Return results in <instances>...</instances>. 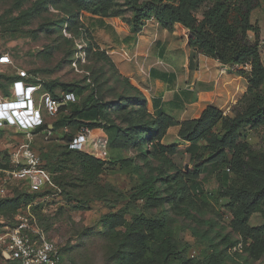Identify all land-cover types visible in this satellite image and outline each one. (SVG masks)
<instances>
[{
  "label": "rangeland",
  "instance_id": "374dc122",
  "mask_svg": "<svg viewBox=\"0 0 264 264\" xmlns=\"http://www.w3.org/2000/svg\"><path fill=\"white\" fill-rule=\"evenodd\" d=\"M204 9L201 8L199 16ZM110 13L102 16L99 12L79 11L72 0H0V56L6 53L11 58L9 64L0 63V101L15 99L14 81L18 73L25 70L31 75V81L40 86L41 95L62 97L68 93L63 88L66 84L85 88L64 104L66 109L61 110L64 106L61 105L55 115H46V124L50 127L76 106L97 100L109 103L106 115L91 129L89 140L81 150L83 154L70 153L65 147V137L78 135L83 124L62 126L51 133L48 130L34 132L33 145L42 151L46 168L60 185L61 190L56 194L54 190L50 195L31 193L25 184L10 179V153L27 134L12 126L0 128V186L7 188L9 199L17 198L6 210L13 218L27 217L30 224L40 227L56 241L66 264H141L120 245L126 227L112 230L101 222L104 214L117 212L126 201H106L101 197L104 194L113 197L110 185L129 196L143 183L144 176L156 178L161 194L166 197L171 184L165 177L178 170H190L198 163L190 158L186 145L182 146L175 135L164 139L166 145L179 147L176 154L168 156L158 155L151 143L146 144L138 137L135 140L150 151L147 156L141 153L139 144L118 148L111 142V125L128 127L150 116L141 118L137 113L139 93L119 69L113 53L121 48L124 54L125 51L132 54L136 40L131 32L134 13L127 0H112ZM110 22L119 23L121 33ZM149 22L153 23V29L157 28L158 38L164 39L168 29L186 44L183 29L177 31L163 26L154 14L145 17V25ZM253 23L260 26L264 35V0L254 12ZM186 51L197 59L199 53L193 48ZM233 68L238 71L242 67ZM245 131L253 152L264 153V126H246ZM82 156L93 159L90 167L85 166ZM95 171L97 177L92 174ZM197 181L199 188L190 183L195 199L190 211L183 201H165L159 207L149 208L144 201L138 204L147 215L165 211L175 233L190 243L191 257L203 258L216 245L233 256L235 264H264V255L251 257L243 237L233 231L231 214L225 206L228 198L220 193L230 185H242L244 179L219 164L209 163ZM127 218L132 222L131 214ZM250 224H264V201L261 210L251 216ZM153 264L161 262L153 261Z\"/></svg>",
  "mask_w": 264,
  "mask_h": 264
},
{
  "label": "trees",
  "instance_id": "16d2710c",
  "mask_svg": "<svg viewBox=\"0 0 264 264\" xmlns=\"http://www.w3.org/2000/svg\"><path fill=\"white\" fill-rule=\"evenodd\" d=\"M72 1L79 11L91 14L99 12L102 16L111 14L112 0ZM127 3L134 13L131 20L133 35L142 31L145 17L150 18L154 14L163 26H170L172 30L177 31L183 29L186 32L187 46L193 48L196 53L216 58L225 65L241 66L237 72L247 79L249 87L234 105L233 114H224L219 108L211 105L199 118L182 122L158 106H155V112L151 113L147 99L139 94L136 99L140 106L137 113L141 118L150 116V119L128 127L111 125L109 127L111 142L118 148L133 143L141 146V143L135 140L138 137L146 141V144L151 143L152 149L158 155H173L179 151V147L175 144L166 145L163 139L171 126L180 125L178 136L181 141L189 143L186 152L198 163L190 170H178L176 174L165 177L171 184L166 197L161 194L157 179L151 176H144L143 183L129 196L123 195L110 185L111 191L114 192L113 197L104 194L101 199L126 202L117 212L110 211L104 214L102 224L112 230L126 227L120 245L124 252L141 264L149 262L153 264V261L161 264H235L233 256L216 245H213L212 251L203 258L191 257L190 243L175 233L171 226L172 220L167 213L160 211L155 215H147L138 204L144 201L145 207L149 208L159 207L165 201H183L187 202L186 207L190 211L195 200L190 183L199 188L200 183L197 180L205 165L219 164L224 170L233 171L239 178L244 179L242 185H230L220 193L222 197L228 198L225 206L231 214L233 231L243 237L245 249L251 257H261L264 255V224L252 226L250 218L261 210L264 201V153L253 152L251 141L245 131L246 126L251 128L264 126V35L260 26L251 19L252 12L261 5V1L127 0ZM203 7L205 9L202 16H199ZM28 80L31 81V77ZM63 88L74 95L81 94L85 89L84 87L78 89L72 84L63 85ZM185 93L187 91H180L178 94L186 96ZM108 106L109 103L102 100L82 107L76 106L69 115L53 123V128H49L45 123L35 132L57 131L62 126L77 123L94 129L96 121L106 115ZM64 109L65 105L61 107V110ZM72 137V135L65 137L68 152L83 154L81 150L69 147V140ZM143 144L145 146V142ZM140 148L144 156L150 153L149 149L143 146ZM92 160L82 156L86 167L92 165ZM92 174L94 177L98 176L97 171ZM54 180L58 184L55 178ZM23 184L28 187L26 183ZM28 191L31 192L29 187ZM51 191L48 189L42 193L47 194ZM15 200L17 198L9 199L8 196L0 199V214L7 219L13 218L6 209L11 208ZM128 214L132 215V222L128 221Z\"/></svg>",
  "mask_w": 264,
  "mask_h": 264
},
{
  "label": "crops",
  "instance_id": "0c3cea01",
  "mask_svg": "<svg viewBox=\"0 0 264 264\" xmlns=\"http://www.w3.org/2000/svg\"><path fill=\"white\" fill-rule=\"evenodd\" d=\"M258 8L252 12V22ZM110 23L121 33L119 23ZM156 33L157 28L149 22L136 35L131 55L121 48L113 50L119 69L131 87L147 99L149 111L154 113L158 106L180 122L199 118L211 105L224 114H233L234 105L249 87L247 79L233 70L235 66L201 53L197 59L191 58L184 39L168 29L164 39ZM180 91H187L186 96L179 95ZM179 129L180 125L171 126L164 139L179 138ZM188 144L182 141V146Z\"/></svg>",
  "mask_w": 264,
  "mask_h": 264
},
{
  "label": "built area",
  "instance_id": "2783aa9c",
  "mask_svg": "<svg viewBox=\"0 0 264 264\" xmlns=\"http://www.w3.org/2000/svg\"><path fill=\"white\" fill-rule=\"evenodd\" d=\"M0 63H11L9 54H2ZM18 75L20 78L14 81V94L15 99L23 103V107L15 109L12 103L0 101V128L12 126L27 134V137L10 153L8 173L10 179L26 183L31 192L51 189L56 194L61 190L60 186L46 168L41 151L33 145L34 132L46 123L47 114L55 115L59 107L71 101L75 95L73 93H66L62 97H55L49 93L41 95L40 86L28 80L31 75L27 71L22 70ZM40 95L41 102L38 101ZM90 135L91 128L82 127L81 132L69 140V147L84 149ZM7 196V188L0 186V199ZM0 264H66V262L58 243L50 239L40 227L30 224L27 217L7 219L0 214Z\"/></svg>",
  "mask_w": 264,
  "mask_h": 264
},
{
  "label": "bare ground",
  "instance_id": "6f19581e",
  "mask_svg": "<svg viewBox=\"0 0 264 264\" xmlns=\"http://www.w3.org/2000/svg\"><path fill=\"white\" fill-rule=\"evenodd\" d=\"M7 103H12V107L13 108H22L23 107V103L21 101H19L18 99H14V100H7Z\"/></svg>",
  "mask_w": 264,
  "mask_h": 264
},
{
  "label": "water",
  "instance_id": "95a60500",
  "mask_svg": "<svg viewBox=\"0 0 264 264\" xmlns=\"http://www.w3.org/2000/svg\"><path fill=\"white\" fill-rule=\"evenodd\" d=\"M53 128V127H52ZM188 168V167H187Z\"/></svg>",
  "mask_w": 264,
  "mask_h": 264
}]
</instances>
